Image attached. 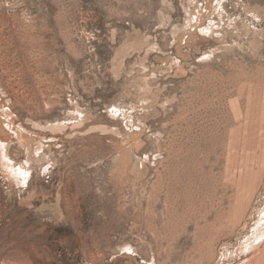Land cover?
Instances as JSON below:
<instances>
[{"label": "rangeland", "instance_id": "rangeland-1", "mask_svg": "<svg viewBox=\"0 0 264 264\" xmlns=\"http://www.w3.org/2000/svg\"><path fill=\"white\" fill-rule=\"evenodd\" d=\"M0 264H264V0H0Z\"/></svg>", "mask_w": 264, "mask_h": 264}]
</instances>
